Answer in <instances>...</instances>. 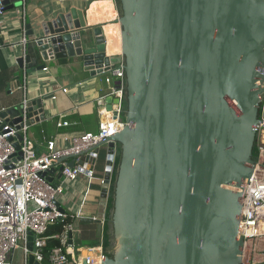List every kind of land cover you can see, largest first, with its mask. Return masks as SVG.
<instances>
[{
    "label": "water",
    "instance_id": "obj_1",
    "mask_svg": "<svg viewBox=\"0 0 264 264\" xmlns=\"http://www.w3.org/2000/svg\"><path fill=\"white\" fill-rule=\"evenodd\" d=\"M118 2L121 52L115 55L106 53L101 26H87L74 8L26 27L44 62L76 59L90 75L124 68V126L89 154L93 161L107 145L112 160L120 148L111 215L116 248L105 251L102 264H240V190L252 173L262 123L264 0ZM28 3L0 0L1 13L18 14ZM24 60L30 64V54L16 59L21 69ZM48 99L1 110L0 130L44 121ZM98 104L116 119L118 99L110 95ZM8 140L15 163L22 135ZM61 170L53 172L59 180ZM108 176L98 217L80 220L97 225L98 237ZM67 237L71 245L72 233ZM28 240L31 250L33 237ZM28 261L33 264L31 255Z\"/></svg>",
    "mask_w": 264,
    "mask_h": 264
},
{
    "label": "built area",
    "instance_id": "obj_2",
    "mask_svg": "<svg viewBox=\"0 0 264 264\" xmlns=\"http://www.w3.org/2000/svg\"><path fill=\"white\" fill-rule=\"evenodd\" d=\"M108 73L118 81L117 89L111 95L118 99L117 117L114 119L113 111L105 110V116L96 133L84 132L72 136L69 145L60 148L56 146V139L53 138L45 143L44 151L38 154L32 142L26 137L25 125L17 130L15 126L5 124L0 130V264H14L12 256L15 251H20L22 264H29L30 255L33 257V264H44L43 251L47 240L58 238L57 235L47 237L45 234L50 226L67 217L57 203L64 192L63 183L75 182L83 172L91 180L93 170L88 164L84 167L80 165L83 157L88 156L100 144L109 143V139L123 128L124 68L120 65ZM263 102L264 98L260 114L262 123L257 130L255 143L257 152L252 173L240 190L242 211L237 233L238 237L243 239L240 264H264V139L262 135L261 138L258 135L261 130V133H264ZM67 125L68 123L60 118L56 122L57 127ZM17 133L22 135L20 144L22 157L14 163L11 160L16 151L8 139ZM69 160H74L72 167L67 164ZM59 167L62 168L60 172L62 184H56V177L53 175ZM111 168L112 166L110 171ZM110 171H108L109 176L107 173L101 181V185L104 186L108 176L109 188L112 179ZM42 173L46 175L42 176ZM47 177L52 181L49 182ZM83 206L84 201L81 202L73 219L82 216ZM100 221L105 222L104 213ZM67 231L72 233V244H68L67 233L63 237L65 245L51 250L48 264H102L105 253L102 241L97 247H78L74 245L72 224L67 227ZM30 235L33 237L31 250L28 247Z\"/></svg>",
    "mask_w": 264,
    "mask_h": 264
},
{
    "label": "crops",
    "instance_id": "obj_3",
    "mask_svg": "<svg viewBox=\"0 0 264 264\" xmlns=\"http://www.w3.org/2000/svg\"><path fill=\"white\" fill-rule=\"evenodd\" d=\"M73 8L84 12L87 26H101L106 38V53L115 55L108 53L107 35L119 36V24L116 21L119 10L117 0H29L18 14L11 12L0 16V111L24 101L49 98L44 101L47 107L45 120L26 129V137L32 142L38 154L44 151L45 143L53 138L56 139V146L60 148L68 146L72 136L84 132L96 133L106 110L98 103L100 99L112 95L117 89L118 81L110 73L90 75L88 71L83 70L76 59L42 61L31 43L32 38L26 37V33L29 32L27 25L35 29L54 12ZM28 54L31 56L30 64L24 60L23 69L19 68L16 59L20 56L26 57ZM41 64L45 65L42 70L26 74V70L35 69ZM17 77L19 86L16 85ZM59 118L68 125L57 127L56 122ZM108 151L109 147L103 145L98 148L93 161L89 155L83 157L81 166L88 164L93 170L91 180L83 172L75 182L63 183L64 192L57 201L61 211L73 217L84 201L82 216L72 221L75 246H77L76 241L81 239L97 244L102 241L104 229L102 221H100L101 233L98 237L97 225L83 224L80 220L98 217L103 190L101 181L110 171V166H112L111 178L114 176L118 147L115 146L113 164L108 157ZM70 162L71 160L68 161ZM53 175L56 177L55 183L62 184V178L59 180L54 173ZM106 205L107 200L104 220ZM12 260L14 264H22L20 251L13 253Z\"/></svg>",
    "mask_w": 264,
    "mask_h": 264
},
{
    "label": "trees",
    "instance_id": "obj_4",
    "mask_svg": "<svg viewBox=\"0 0 264 264\" xmlns=\"http://www.w3.org/2000/svg\"><path fill=\"white\" fill-rule=\"evenodd\" d=\"M118 8H119V2L117 0ZM261 114V110H260ZM256 147L254 146L253 148V159L255 158L256 155ZM119 159H120V148L118 147V151L116 154L115 162H114V168L115 171L118 167L119 164ZM115 183V176L112 177L111 179V184L109 188V195L107 198V205H106V216H105V222H104V229H103V235H102V245L105 251L109 250L111 245H112V224H111V215L113 211V201H114V187ZM73 217H70L67 215L66 219L55 223L54 225L50 226L46 232L47 237H52V236H58V238H50L46 242V246L43 251V256H44V264H48V258L51 250L53 248L57 247H63L65 244L63 243V237L67 235V227L72 224Z\"/></svg>",
    "mask_w": 264,
    "mask_h": 264
},
{
    "label": "rangeland",
    "instance_id": "obj_5",
    "mask_svg": "<svg viewBox=\"0 0 264 264\" xmlns=\"http://www.w3.org/2000/svg\"><path fill=\"white\" fill-rule=\"evenodd\" d=\"M262 110H263L262 116L264 117V102H263V109ZM122 117L124 118V115ZM261 131L258 133L260 138H261V135H262ZM115 173H116V171L114 172V176H115ZM74 242H75V237H74ZM76 242H77V244H76L77 246H79V247H87V248L97 247L100 244V243L97 244V243H93V242H88L87 240H83V239H81L79 241L77 240ZM115 248H116V239L114 238L113 233H112V245H111L109 250H114Z\"/></svg>",
    "mask_w": 264,
    "mask_h": 264
},
{
    "label": "bare ground",
    "instance_id": "obj_6",
    "mask_svg": "<svg viewBox=\"0 0 264 264\" xmlns=\"http://www.w3.org/2000/svg\"><path fill=\"white\" fill-rule=\"evenodd\" d=\"M119 36L115 37L114 35H107L108 40V53H120L121 52V37H120V27H119Z\"/></svg>",
    "mask_w": 264,
    "mask_h": 264
}]
</instances>
